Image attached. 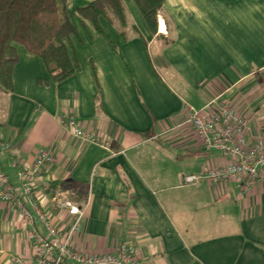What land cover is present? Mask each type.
Instances as JSON below:
<instances>
[{
	"label": "crops",
	"instance_id": "crops-1",
	"mask_svg": "<svg viewBox=\"0 0 264 264\" xmlns=\"http://www.w3.org/2000/svg\"><path fill=\"white\" fill-rule=\"evenodd\" d=\"M162 4L157 34L132 4L124 5L125 39L106 19L105 36L82 23L80 40L67 41L75 71L60 82L38 56L16 47L12 88L0 86V142L20 167L1 147L0 166L17 185L39 150L52 153L26 208L42 234L33 202L66 227L74 218L59 201L76 202L47 184L82 185L83 215L71 237L80 250L104 253L132 241L143 264H264V180L241 195L233 180L184 182L227 159L205 150L190 125L177 126L187 108L199 111L223 94L248 119L249 139L264 138V0ZM66 114L109 148L74 136L59 122ZM30 229L0 202V264L31 257Z\"/></svg>",
	"mask_w": 264,
	"mask_h": 264
},
{
	"label": "built area",
	"instance_id": "built-area-1",
	"mask_svg": "<svg viewBox=\"0 0 264 264\" xmlns=\"http://www.w3.org/2000/svg\"><path fill=\"white\" fill-rule=\"evenodd\" d=\"M72 114L59 117L60 124L86 143H99L109 148V143L101 140L96 134L84 129ZM190 125L198 141L207 151H215L226 157V164L211 165L196 173L184 176V182L195 183L205 179L212 183L233 180L241 185L239 194L245 193L260 181L264 180V138L248 137V119L239 114L230 99L220 94L206 102L201 110L187 108V115L177 126ZM10 159V166L20 167V162L9 149L8 142H0ZM53 155L50 151L39 150L32 166L21 169L19 184L11 182L0 166V202L6 203L22 218L24 224L30 226L32 240V255L24 257L12 255L11 264H143L138 255L136 245L132 241H122L112 250L104 253H89L76 248L71 240L74 233L79 231V220L83 211L82 206L69 199H61L59 206L68 209L73 221L66 227L57 226L52 217L41 210L36 202L33 208L44 228L40 233L33 227V216L26 208V202L33 193L34 180L38 171L51 162Z\"/></svg>",
	"mask_w": 264,
	"mask_h": 264
},
{
	"label": "trees",
	"instance_id": "trees-1",
	"mask_svg": "<svg viewBox=\"0 0 264 264\" xmlns=\"http://www.w3.org/2000/svg\"><path fill=\"white\" fill-rule=\"evenodd\" d=\"M69 0H0V86L12 88V73L22 47L42 60L49 78L60 82L74 73L75 61L70 56L67 41L80 40L75 18L89 22L94 32L102 34L100 18L118 28L125 39L127 10L124 0H87L70 13ZM144 19L147 29L157 34L158 17L164 0H132ZM47 191L66 193L82 206L83 186L71 181H53Z\"/></svg>",
	"mask_w": 264,
	"mask_h": 264
},
{
	"label": "rangeland",
	"instance_id": "rangeland-1",
	"mask_svg": "<svg viewBox=\"0 0 264 264\" xmlns=\"http://www.w3.org/2000/svg\"><path fill=\"white\" fill-rule=\"evenodd\" d=\"M82 0H69L68 2V8L69 10L70 9H76V7H79V6H82L83 4L80 2ZM87 1V0H86ZM124 5H126L128 7V9H130V5L134 4L132 2V0H124ZM135 6V5H134ZM73 12V10H70V13ZM79 20V18H78ZM75 26L79 29V30H82V31H85L86 30V25H82V23H78V22H75Z\"/></svg>",
	"mask_w": 264,
	"mask_h": 264
}]
</instances>
